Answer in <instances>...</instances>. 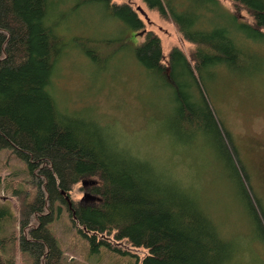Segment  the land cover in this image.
I'll return each instance as SVG.
<instances>
[{"label": "trees", "instance_id": "trees-1", "mask_svg": "<svg viewBox=\"0 0 264 264\" xmlns=\"http://www.w3.org/2000/svg\"><path fill=\"white\" fill-rule=\"evenodd\" d=\"M227 1L141 0L191 47L185 55L172 45L163 63L160 38L127 3L0 0V149H11L33 177L32 198L26 201L23 193L17 211V246L30 264H62L46 223L55 204L56 210L66 206L71 186L90 178L97 180L89 190L98 200L71 204L73 215L69 211L90 251L103 246L125 253L115 246L124 241L145 250L140 264H234L236 255L203 203L168 171L132 154L96 121L59 108L52 77L67 41L57 28L61 19L85 8L141 37L131 57L172 90L175 128L188 138L199 135L208 149L226 158L240 205L264 243V204L248 183L212 99L220 69L251 79L264 75V0ZM93 53L86 51L92 62ZM8 214L0 203V221ZM7 262L0 255V264H12Z\"/></svg>", "mask_w": 264, "mask_h": 264}, {"label": "rangeland", "instance_id": "rangeland-1", "mask_svg": "<svg viewBox=\"0 0 264 264\" xmlns=\"http://www.w3.org/2000/svg\"><path fill=\"white\" fill-rule=\"evenodd\" d=\"M110 1L127 3L143 20L145 28L160 38L163 63L172 45L188 55L191 47L178 36L173 25L161 21L141 0ZM81 11L77 16L71 14L66 20L61 19L57 28L67 41L52 77V91L59 108L96 121L132 154L163 168L173 180L187 187L203 203L221 234L231 241L236 254L234 264H264V243L255 236L253 225L240 205L234 173L226 158L208 149L199 135L186 138L175 128L171 118L172 90L131 57L134 42L141 37L133 36L132 31L122 29L93 8ZM74 38H80L81 43ZM86 51L96 53H93L96 61L92 62ZM219 72L222 76L212 89L214 107L232 137L249 185L264 204V75L251 79L225 69ZM32 178L26 164L11 149H0V203L9 211L0 221V255L12 264H30L28 255L17 246V211L23 193L26 201L32 198ZM89 180L93 183L81 186L78 182L71 186L67 194L71 204L98 200L89 190L97 180ZM84 192L95 199L80 200ZM55 206L46 228L60 250L62 264H140L145 250L132 248L124 241L115 246L125 253L103 246L90 251L86 239L73 225L67 207L61 204L56 210Z\"/></svg>", "mask_w": 264, "mask_h": 264}, {"label": "water", "instance_id": "water-1", "mask_svg": "<svg viewBox=\"0 0 264 264\" xmlns=\"http://www.w3.org/2000/svg\"><path fill=\"white\" fill-rule=\"evenodd\" d=\"M136 10L140 14H142L144 16L143 11L139 7H136ZM86 183H90L91 184L93 182L91 180H89V181L88 180H81L80 181L81 186H84ZM87 199L93 200V199H95V197H93V196L89 195L88 193H85L84 192L80 200H87ZM65 200H66V207H67V209L70 211L71 215H73V211H72V207H71V202L69 201V199H68L67 196H65Z\"/></svg>", "mask_w": 264, "mask_h": 264}]
</instances>
